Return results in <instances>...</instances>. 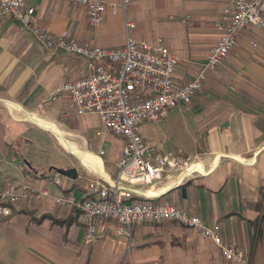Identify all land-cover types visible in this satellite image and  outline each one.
I'll return each instance as SVG.
<instances>
[{"label": "crops", "instance_id": "obj_1", "mask_svg": "<svg viewBox=\"0 0 264 264\" xmlns=\"http://www.w3.org/2000/svg\"><path fill=\"white\" fill-rule=\"evenodd\" d=\"M225 4V0H131L126 12L122 8L116 14L109 12L104 24L92 27L83 6L66 0H27L35 9L33 22L51 36L66 34L105 48L125 44L126 19L134 25L144 21L147 28L154 26L158 33L148 42L161 38L180 58L175 77L180 85L199 73L208 50L218 42ZM88 71L80 56L48 50L14 17H0L1 164L5 161L25 176L26 169L20 165H26L38 175L24 183L45 188L52 195L65 191L83 199L91 178L112 181L117 174L124 139L107 132L97 135L99 115L68 113L66 98L57 95L64 82L84 78ZM7 102L57 122L69 141L100 157L104 175L90 170L77 154L64 148L78 162L52 166L47 173L39 174L28 159L32 155L27 147L17 158L16 145L33 146L38 132L29 121L17 118ZM179 108H184L182 115L162 122L180 129L181 140L174 147L164 137L159 140L157 131L156 137H144L162 153L182 149L176 151L184 160L198 162L204 170L171 171L154 186L160 197L152 201L167 199L199 215L226 243L246 254L247 264H264V33L250 29L241 35L192 102ZM10 140L15 144H8ZM10 153L13 162L6 158ZM71 167L78 170L76 179L59 174L61 184L52 182L58 175L53 168ZM144 199L148 198L136 196L131 201ZM30 213L36 218L51 217L36 221ZM55 219L72 223H54ZM85 234L86 224L77 209L59 207L52 197L32 196L16 205L10 217L0 218V264H232L213 240L175 221L134 223L123 230L117 221L100 220L94 242L86 244Z\"/></svg>", "mask_w": 264, "mask_h": 264}, {"label": "built area", "instance_id": "obj_2", "mask_svg": "<svg viewBox=\"0 0 264 264\" xmlns=\"http://www.w3.org/2000/svg\"><path fill=\"white\" fill-rule=\"evenodd\" d=\"M87 10L92 27L104 24L109 12H125L131 0L121 3L107 0H66ZM224 17L218 22L221 36L207 52L199 73L184 84L175 77L180 58L163 39L150 43L129 35L134 23L125 21L128 33L125 44L105 48L91 42L70 39L66 34L51 36L33 22L35 9L27 0H0V17L12 16L48 50H64L80 56L88 74L81 79L64 82L57 91L66 98L68 113L98 114L103 132L124 139L118 171L112 180L93 177L87 186V197L77 199L73 193L52 195L49 190L31 183L7 182L0 173V218L10 217L13 208L32 196L52 197L63 208L77 209L86 224L85 243L96 240L100 220L117 221L121 229L134 223L175 221L195 228L220 248L223 257L232 264H247L246 254L224 241L215 228L206 225L197 214L187 212L167 199L153 202L158 193L147 195L163 182L171 171H200V163L184 160L180 151L159 152L150 145L140 129L143 122H161L170 110L189 105L202 90L208 74L217 70L235 49L241 35L250 29L264 31V0H225ZM185 18L183 22H187ZM257 46V43H253ZM202 167V166H201ZM61 184L59 174L52 180ZM136 187V188H135ZM138 187V188H137ZM148 187V189H145ZM148 198L134 200V197Z\"/></svg>", "mask_w": 264, "mask_h": 264}, {"label": "rangeland", "instance_id": "obj_3", "mask_svg": "<svg viewBox=\"0 0 264 264\" xmlns=\"http://www.w3.org/2000/svg\"><path fill=\"white\" fill-rule=\"evenodd\" d=\"M264 33V31H262ZM130 33H134L135 36H137L140 39H145L146 41H153V38L157 35L158 30L155 29L154 26H150L147 28L145 26L144 21H137V24L135 23V26L131 29ZM157 38V37H156ZM155 38V39H156ZM254 43V42H253ZM252 43V45H253ZM253 47H256L253 45ZM229 89L230 93L235 92V87L233 85L230 86ZM230 95V94H229ZM183 109H180L179 106L174 107L170 110L169 114L163 121H168L171 118L179 117L182 115ZM40 117V116H39ZM30 121L31 126L33 129H35L38 132V136L34 137L35 144L33 146H24L22 143H18L16 147L14 148V152L17 155V158L21 157V152L24 147L28 148V151L31 153L32 156H28L29 160L39 169V174L41 173H47L49 171V168L52 166H66V163L68 161H77L74 156H72L70 153H66L63 151V147L58 142L57 138L54 136L52 131L49 132V130H45L38 126L37 124L33 123L31 120H27L26 122ZM49 121V120H48ZM143 122L141 124V133L145 137H156V131L158 132L159 140L164 137L165 141H168V145L170 147H174L175 143L181 140L182 134L180 133V129H176L175 127H167L165 126V122ZM54 123V122H53ZM57 125V122L55 123ZM17 126V125H16ZM59 128L63 129L59 124L57 125ZM19 126L15 127L14 129L17 130ZM12 131V130H11ZM117 137V136H116ZM120 138V137H119ZM8 144L14 145V140L11 141ZM0 143V147H1ZM3 147V145H2ZM5 148V147H4ZM65 149V148H64ZM173 149V148H171ZM176 149V148H175ZM182 150L180 148H177L176 150ZM66 150V149H65ZM174 150V151H176ZM25 152V151H24ZM1 156L0 154V173L2 174V177L5 181L15 182V183H24L29 182L28 178L29 176H37L38 174H34V172L30 169H27L26 165L21 164L20 166L24 169H26V176L21 173V171L18 168H9L6 165V162L4 161V165L1 164ZM3 157V156H2ZM8 160L10 162H13L11 153L9 156H7ZM30 162V163H31ZM78 162V161H77ZM118 171V166H117ZM117 173V172H116ZM64 178V176H62ZM62 178V179H63Z\"/></svg>", "mask_w": 264, "mask_h": 264}, {"label": "bare ground", "instance_id": "obj_4", "mask_svg": "<svg viewBox=\"0 0 264 264\" xmlns=\"http://www.w3.org/2000/svg\"><path fill=\"white\" fill-rule=\"evenodd\" d=\"M9 109L11 112L17 117V118H23L26 121L29 119L33 121L35 124L40 126L41 128L45 130L52 131L54 136L57 138L58 142L61 144L63 148L68 150L69 152L77 154L80 159L82 160L83 164H85L90 170H94L99 174L104 175V168H103V162L100 159L99 156H97L94 153L85 151L78 147L74 142L66 137L67 133L60 129L55 123L45 120L39 116L36 115H29L25 110L22 109L21 106L17 104H12L10 102H7ZM30 122V121H29ZM200 167V171H203V167L200 165H197ZM179 181V180H178ZM158 191V190H157ZM154 191L146 192L147 195H152ZM159 193V192H158Z\"/></svg>", "mask_w": 264, "mask_h": 264}, {"label": "water", "instance_id": "obj_5", "mask_svg": "<svg viewBox=\"0 0 264 264\" xmlns=\"http://www.w3.org/2000/svg\"><path fill=\"white\" fill-rule=\"evenodd\" d=\"M27 114H29L27 112ZM30 115V114H29ZM28 166H31L29 163H27ZM58 174L67 177V178H71V179H76L78 176V170L76 167H71L68 169H60V168H53Z\"/></svg>", "mask_w": 264, "mask_h": 264}, {"label": "trees", "instance_id": "obj_6", "mask_svg": "<svg viewBox=\"0 0 264 264\" xmlns=\"http://www.w3.org/2000/svg\"><path fill=\"white\" fill-rule=\"evenodd\" d=\"M30 214H31L32 219H33V220H36V221H41V220H43V219H46V218H50V217H51V216H49V215L44 214V215L40 216L39 218H36V217L33 215V213H30ZM53 222H54V223H60V224H66V225H69L70 223H72V220H70V221H59V220L55 219V220H53Z\"/></svg>", "mask_w": 264, "mask_h": 264}]
</instances>
